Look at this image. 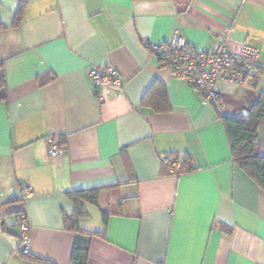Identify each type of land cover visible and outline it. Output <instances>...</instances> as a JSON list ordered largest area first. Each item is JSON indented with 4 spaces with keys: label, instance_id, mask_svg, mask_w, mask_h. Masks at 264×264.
I'll return each mask as SVG.
<instances>
[{
    "label": "crops",
    "instance_id": "0c3cea01",
    "mask_svg": "<svg viewBox=\"0 0 264 264\" xmlns=\"http://www.w3.org/2000/svg\"><path fill=\"white\" fill-rule=\"evenodd\" d=\"M176 32L203 49L245 42L256 71L217 82L219 103L204 104L149 48ZM0 63V264H42L20 255L18 212L27 252L54 264H71L77 238L86 264H264V190L232 160L220 121L264 92V0H0ZM102 64L122 87L100 102L88 72ZM158 84L167 111L142 104ZM49 136L61 155H48ZM258 141L264 157V126ZM168 154L192 170L170 172ZM77 191L97 193L80 202L89 235L64 223Z\"/></svg>",
    "mask_w": 264,
    "mask_h": 264
},
{
    "label": "built area",
    "instance_id": "2783aa9c",
    "mask_svg": "<svg viewBox=\"0 0 264 264\" xmlns=\"http://www.w3.org/2000/svg\"><path fill=\"white\" fill-rule=\"evenodd\" d=\"M149 48L157 57L159 65L196 90L204 104L219 103L220 94L215 88L219 81L245 84L256 71L259 58L257 49L245 42L232 40L226 35L221 36L211 48L203 49L193 46L183 35L176 32L167 41L150 44ZM88 79L100 102L122 87L116 69L110 64L93 66L88 72ZM46 142L50 157L63 153L58 146L57 136L47 137ZM164 162L170 172H181L182 163L179 156L168 154ZM29 195L28 191L19 192L14 194L11 200L24 199ZM15 224L18 229V250L26 253L30 236L29 225L23 212L16 214Z\"/></svg>",
    "mask_w": 264,
    "mask_h": 264
},
{
    "label": "trees",
    "instance_id": "16d2710c",
    "mask_svg": "<svg viewBox=\"0 0 264 264\" xmlns=\"http://www.w3.org/2000/svg\"><path fill=\"white\" fill-rule=\"evenodd\" d=\"M21 7L19 12H21ZM3 88V74L0 63V90ZM3 96L0 93V98ZM153 100L159 105L160 111H167L170 108L165 88L162 84L151 85L142 98L144 106H151ZM220 121L224 127L232 160L240 167L248 176H250L258 186L264 190V157L258 154V128L264 126V92H261L253 105L248 111L239 117L220 116ZM181 172L192 170L190 157L185 155L182 158ZM71 199L74 203V211L70 216L64 218L66 228L76 231L80 234L89 235L84 232L78 225L80 217L85 216L86 212L80 205L81 201H88L92 204L97 203V193L92 191H77L72 193ZM103 221L106 223L107 217L103 215ZM89 243L85 240L77 238L74 241L70 262L71 264H86L88 258ZM20 255L29 261L54 264L48 260L33 256L28 252Z\"/></svg>",
    "mask_w": 264,
    "mask_h": 264
}]
</instances>
